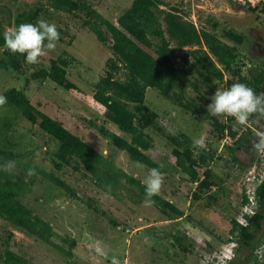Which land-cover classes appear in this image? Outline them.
<instances>
[{
  "label": "rangeland",
  "instance_id": "rangeland-1",
  "mask_svg": "<svg viewBox=\"0 0 264 264\" xmlns=\"http://www.w3.org/2000/svg\"><path fill=\"white\" fill-rule=\"evenodd\" d=\"M86 1L97 12L117 23V17L130 6L132 0ZM47 2L0 0V11H4L0 12V15L4 17L5 30L13 26L14 16L18 11L42 4L47 9L46 20L55 23L60 32L55 51L48 52L40 59V63L30 65L24 62L22 73L12 69H0V94L11 87L24 90L31 103L39 110L60 121L67 129L111 160L115 167L142 183L150 168L132 160L124 150L113 146L89 120L96 119L99 124L103 123L105 127L126 139H129V134L105 121L104 116L91 105L50 79L40 83L27 81L33 70L48 68L51 58L67 56L70 59L72 56L75 60L68 64L67 78L91 96L94 84L105 73V61L111 56V40L105 26L102 28L108 38L104 43L83 25V19L86 17L83 11H54ZM164 2L161 8L176 6L185 18L194 22L197 27L215 31L220 36L229 28L244 32L246 38L241 44L223 36L221 38L236 46L246 61H249L248 58L253 59L247 66L256 68L258 65L264 69V0H244V3L240 0ZM212 21L216 23L215 28ZM171 44L175 45L173 41ZM194 47L185 46L183 50H177V62L181 63L184 52ZM188 68L189 78H197L202 94L208 99L203 102L207 109L215 91L224 90L226 87L223 82L218 81L215 86H209L200 79L199 66L190 65ZM117 76L123 78V71L120 70ZM186 91L187 95L197 96L196 90L191 86H188ZM145 102L157 112L158 118L156 126L145 130L151 136L153 145L144 152L158 164L164 176L159 196L170 200L182 210V216L168 219L154 199L152 205L146 206L145 195L136 184L129 182L125 177H121L119 184L113 187L103 180H95L82 166L73 168L74 162H71L70 167L64 168L59 174L72 186L77 197L37 175L30 185V190L20 197V200L33 213L51 224L55 232L52 236L54 243L66 249L68 243L62 240V237L76 239L77 244L73 248L72 256H65L58 248L43 241L39 242L34 236L11 227L1 218L0 254L3 252L5 240L6 245L25 257L29 264H203L208 256L218 254L220 250L227 253L228 249L225 247L228 246H224V242L229 236L230 218L238 215L241 207L240 181L246 167L244 165L248 161L249 147L241 148L235 153L238 163L242 164H239L240 168L232 163L230 167L228 162L231 160L223 145L231 144L232 140L229 143H224V138L217 140L209 116L196 119L189 111L164 98L151 87L146 89ZM10 117L13 124L8 133L15 143V152L22 153L19 159L21 163H29L30 168L39 166L46 171L53 170L48 150L55 148L54 142L37 124H32L20 115L14 117L10 114ZM254 121L258 125L250 122L252 127L256 132L262 131L263 121H258L255 117ZM248 125L240 126L239 133L245 131ZM157 126L163 128L164 133H184L190 139L203 137L207 148L215 152L210 166L221 181L216 204L208 205L205 197L194 200L192 190L195 182L191 181L185 172L170 169L167 158L173 146ZM255 139V136H249L247 145L252 146ZM196 152L194 149V153ZM195 168L201 173L204 167ZM14 171H23V178L29 180L26 176L27 170L21 169V164H17ZM260 233H256L257 237L261 236ZM177 235L182 238L180 243L175 241L174 237ZM184 246H187L186 252L182 250ZM247 252L248 249H242L233 263L240 264Z\"/></svg>",
  "mask_w": 264,
  "mask_h": 264
},
{
  "label": "trees",
  "instance_id": "trees-1",
  "mask_svg": "<svg viewBox=\"0 0 264 264\" xmlns=\"http://www.w3.org/2000/svg\"><path fill=\"white\" fill-rule=\"evenodd\" d=\"M47 1L54 11H83L86 15L83 25L104 43L108 38L102 28L105 26L111 40L109 45L111 56L106 59L105 73L94 84L91 96L67 78L68 64L75 60L72 56L70 59L66 55V57L51 58L48 68L40 67L33 70L27 77V81L40 83L45 79H50L69 93L87 102L104 116L105 121H109L130 137L126 139L105 127L103 123L99 124L96 119H90L89 123L113 146L124 150L132 160L150 169L159 168V166L144 152L153 145L151 136L145 130L156 126L158 114L145 102L148 87L156 89L161 96L189 111L196 119L209 116L217 140H222L227 135L230 136L233 139L232 143L223 145L231 160L228 166L242 165L238 163L235 153L246 147H249V154L244 166L251 163L255 152L252 151V146L247 144L249 143L248 137L255 136L257 133L251 127V123L258 125L254 117L250 119L245 131L239 133L240 125H236L233 118L228 117L223 120L221 117L208 114L206 107L203 106V102L208 101L206 95L202 94L197 78L193 80L188 76V66L197 65L200 79L209 86H215V82L218 81L223 82L228 88L233 83L241 82L253 88L258 94L262 92L264 69L258 65L256 68L247 66L253 59L248 58L247 62L236 46L228 44L221 38L223 36L241 44L246 38L244 32L229 28L220 36L215 31L204 27L199 28L194 22L185 18L178 7L161 8L160 6L165 4L164 0H132L130 6L126 7L117 17V23L97 12L86 0ZM46 12L47 9L42 4L21 9L14 16L13 26L20 23H35L39 18L46 19ZM212 26L216 27L214 21H212ZM4 28V17L0 15V69H12L22 73L25 56L13 55L5 49L3 33L6 30ZM57 29L59 31V28ZM171 41L174 42V46ZM185 46L195 47L187 49L181 57V63H178L176 51L183 50ZM120 70L123 71V78L117 76ZM188 86L196 90L197 96L187 95ZM2 94L7 97V104L0 107V164L13 160L16 165L21 164L23 170L30 168L29 163H21L19 160L22 153L15 152V143L11 134L8 133L13 124L10 114L14 117L20 115L32 124H37L39 129L54 142L55 148L48 150L53 170L46 171L39 166L34 167L41 177L77 197L72 186L59 174L64 168L70 167L71 162H74L73 168L82 166L95 180H103L112 184L113 187L119 184L121 177H125L129 182L136 184L141 193L145 195L144 185L139 180L115 167L111 160L67 129L60 121L39 110L31 103L24 90L11 87ZM156 128L173 146L167 158L170 169L185 172L190 180L195 182L192 198L198 201L205 197L208 205L216 204L221 181L210 166L215 152L207 148L206 150L199 149L194 153L191 146L192 139L186 134L173 135L164 133L160 126ZM261 130L264 131V121ZM195 166L204 168L200 173ZM23 175V171H13L11 175L0 171V218L8 222L11 227L34 236L39 242L43 241L58 248L65 256H72L73 248L77 244L76 239L62 237V240L68 243L66 249L54 243L52 236L55 232L51 224L40 215L33 213L20 200V197L30 190V185L37 176L29 177L26 181ZM257 194L259 205L256 213L247 217V225H241L236 216L230 218L229 236L237 241L238 247L234 258L227 264H234L235 258L244 248L248 249V252L240 264L258 262L253 252L258 245L264 242V181L257 188ZM153 199L168 219L182 216V210L170 200L159 195ZM246 200L243 196L242 203ZM259 231L261 236L257 237L256 233ZM8 234L10 235L11 232ZM229 236L226 241L230 239ZM174 238L176 243H180L182 239L179 235ZM6 242L5 240L3 252L0 254L2 264L30 263L25 257L11 250ZM182 250L186 252L187 246H184Z\"/></svg>",
  "mask_w": 264,
  "mask_h": 264
},
{
  "label": "clouds",
  "instance_id": "clouds-1",
  "mask_svg": "<svg viewBox=\"0 0 264 264\" xmlns=\"http://www.w3.org/2000/svg\"><path fill=\"white\" fill-rule=\"evenodd\" d=\"M240 2L244 3V0H240ZM3 40L6 50L13 55H24L27 64L35 65L40 63V59L48 52L55 51L57 42L60 40V32L55 23H50L44 18H39L35 23H20L19 25L9 27L3 33ZM6 104L7 97L0 94V107ZM207 112L213 117H231L234 119L236 125L240 126L248 125L250 119L253 117L258 121H264V92L258 94L245 83H233L224 90L217 89L215 91L211 96V103L207 105ZM254 131L256 132L255 128ZM255 138L252 142V151L264 154V131L257 132ZM191 146L196 150L207 149V144L203 137L193 138ZM15 167L16 162L8 160L0 164V171L11 175ZM36 175L38 173L35 168H29L26 171L27 177ZM163 180L164 176L159 168L153 167L149 169L147 177L142 181L146 206L152 205L154 203L153 197L160 194ZM228 241L224 242V246L229 247ZM233 241L235 244L231 248L235 255L238 243L235 240ZM234 255L228 258L227 263L234 258ZM253 255L257 257L259 261L257 263L264 264V244L258 245ZM220 264H224L223 259L220 260Z\"/></svg>",
  "mask_w": 264,
  "mask_h": 264
},
{
  "label": "built area",
  "instance_id": "built-area-1",
  "mask_svg": "<svg viewBox=\"0 0 264 264\" xmlns=\"http://www.w3.org/2000/svg\"><path fill=\"white\" fill-rule=\"evenodd\" d=\"M239 135V133L236 135V137ZM224 143H229V141H233V139L230 136L224 137ZM228 141V142H227ZM264 181V154L255 152L254 158L249 163L245 169L242 172V177L240 181V194H241V207L239 210L238 215H236L237 221L241 225H247L248 224V218L251 217L253 214L256 213L257 207H258V194H257V188L261 185V183ZM243 196L246 197V202L242 203ZM229 241L227 244L229 245L227 250V253L223 251H219L218 254L208 256L206 260L203 262V264H220V260H224V264H227L228 258L232 257L234 255V251L232 250V246L235 244V242L231 239L229 236ZM261 244H264L262 242ZM258 247V246H257ZM215 258H217L215 260ZM259 262V261H258Z\"/></svg>",
  "mask_w": 264,
  "mask_h": 264
}]
</instances>
